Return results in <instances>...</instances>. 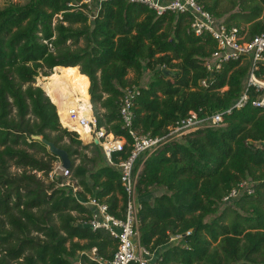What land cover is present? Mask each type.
Segmentation results:
<instances>
[{"label":"trees","instance_id":"1","mask_svg":"<svg viewBox=\"0 0 264 264\" xmlns=\"http://www.w3.org/2000/svg\"><path fill=\"white\" fill-rule=\"evenodd\" d=\"M79 1L29 0L0 9V264H74L76 258L108 264L117 249L108 231L82 223L91 209L78 199L97 198L123 217L120 173L99 144L83 145L61 126L57 106L34 85L41 70L56 66H79L97 127L128 142L119 112L127 87L139 91L132 110L133 128L141 134L163 135L190 111L225 112L224 126L170 140L146 159L138 182L141 244L158 252L156 264H264V110L248 102L226 112L244 90L250 62L231 61L209 71L205 61L216 42L190 33L188 14L159 16L142 5L107 0L90 20ZM197 1L248 38L264 31V0ZM145 69L152 77L140 86ZM257 74L264 76V65ZM33 135L68 152L72 177L82 188L76 196L58 186L63 177L46 183L59 158ZM79 147H92L95 155ZM128 154L126 148L113 159ZM244 180L254 192L244 188L224 201Z\"/></svg>","mask_w":264,"mask_h":264},{"label":"built area","instance_id":"2","mask_svg":"<svg viewBox=\"0 0 264 264\" xmlns=\"http://www.w3.org/2000/svg\"><path fill=\"white\" fill-rule=\"evenodd\" d=\"M105 1L107 0H81L78 3L79 5H86L87 7L84 11L88 12L94 4L98 11ZM124 1L145 6L159 16L168 12L188 14L191 19L189 32L195 36L208 34L216 42V51L205 61L206 68L213 73L219 71L227 62L249 61L250 71L246 78L244 90L226 112L229 113L232 109H242L248 102H251L253 107L264 110V76L260 77L257 74L261 66L264 65V31L252 38H248L247 32H242V28L229 25L223 20L216 18L197 0ZM44 42L53 49L51 43ZM201 84L206 85V81L202 80ZM251 91L254 92L253 98H251ZM138 92V88L135 86L127 87L121 98L119 109L123 127L128 129L131 137L129 142L125 137L116 136L114 133L108 132L104 127H97L92 103L89 107L91 110L90 114H87V108L82 105L70 108L68 112L69 120L78 121L83 129L87 130L90 140H84L82 134L78 132V138L81 142L87 144L95 141L99 142L98 144L101 146L108 164L119 171L120 182L126 194L123 217L114 215L109 210L108 204L97 198L88 196L86 201L78 199L82 205L91 209L89 218L82 221V223L89 226L93 231L99 229L108 231L117 241L116 252L109 264H156L159 257L157 251H151L141 244L140 212L143 209V203L138 192V182L146 159L170 140L199 128L225 125V112L202 114L201 110L190 111L187 116L168 126L166 133L163 135L141 134L133 128L134 114L132 106ZM126 148H129V154L126 158L120 157L117 161L113 159L114 153L125 152ZM59 177H72L70 168H64L61 162L49 172L50 180L53 181ZM247 183L245 180L242 181L237 188L232 189L224 197V201L240 196L244 188L247 189L248 193H253L254 189L248 187ZM58 186L69 187L75 196L82 190L74 180H68L67 182L61 180ZM179 238H181L180 235L173 236L170 241ZM96 251L97 248H92L91 253L93 256Z\"/></svg>","mask_w":264,"mask_h":264},{"label":"bare ground","instance_id":"3","mask_svg":"<svg viewBox=\"0 0 264 264\" xmlns=\"http://www.w3.org/2000/svg\"><path fill=\"white\" fill-rule=\"evenodd\" d=\"M55 71L49 75L43 85L46 94L52 99L53 103L58 106V112L61 122L65 126L77 129L82 134L84 140H90L87 130L79 124L78 121L69 120L68 112L70 108L82 105L87 108L90 114L91 100L87 96L86 86L83 81L79 66H56Z\"/></svg>","mask_w":264,"mask_h":264},{"label":"rangeland","instance_id":"4","mask_svg":"<svg viewBox=\"0 0 264 264\" xmlns=\"http://www.w3.org/2000/svg\"><path fill=\"white\" fill-rule=\"evenodd\" d=\"M29 0H0V9L1 8H3V7H5V6H7L10 2H15V3H20V4H25V3H27ZM87 12V11H86ZM87 15H88V17H89V19L90 20H93L94 18H95V16L97 15V7L95 6V4L91 7V9H89L88 10V12H87ZM55 21H57L56 19H55ZM81 44H82V41H81ZM80 69V68H79ZM55 71V68H53V69H51V70H48V69H43V70H41L40 71V73H39V75L36 77V79H35V82H34V85H37V86H40V87H42L43 88V90H45V88H44V83L47 81V80H45V78H47L51 73H53ZM81 71V70H80ZM48 74V75H45V74ZM152 71H150V70H148V69H145V71H144V73H143V75H142V77H141V79H140V81H139V85L140 86H146L149 82H150V80H151V77H152ZM128 77L129 78H133L134 77V73L131 71L129 74H128ZM83 78V77H82ZM83 81H84V78H83ZM84 83H85V81H84ZM85 86H86V84H85ZM90 89H91V85H90V88H89V92H90ZM46 91V90H45ZM86 93V92H85ZM87 94V93H86ZM90 96H91V94H90ZM50 98V97H49ZM52 101V100H51ZM92 103V102H91ZM92 105H94V104H92ZM57 106V105H56ZM57 110H58V106H57ZM58 114H59V112H58ZM59 117H60V115H59ZM61 122V121H60ZM61 126L63 127V128H67V130H69V131H71V132H75L78 136H79V134H78V132L76 131L77 129H74V128H70L69 126H65L62 122H61ZM70 141V139H69V137L68 136H65L64 137V139H63V142H69ZM82 144L83 145H89V144H87V143H84V142H82ZM79 150H82V151H84L85 153H87V155H88V157H92V156H94L95 155V153L92 151L93 149H92V147H90L88 150H83L82 149V147H79L78 148ZM47 151L49 152V149H48V147H47ZM33 152V151H32ZM36 156L37 157H43L44 158V154L42 153V152H37L36 153ZM75 159H74V161H75V164L77 165V164H79V162H80V159H79V156H75L74 157ZM104 163H106V161L104 160L103 161ZM58 163H60V160H58V161H54L53 163H52V168H54V166L55 165H57ZM12 172H18V171H20V169H18V168H16L15 166H11V169H10ZM37 174H38V176L39 177H42V178H44L45 179V177H43L42 176V172H37ZM71 178V179H70ZM63 181H65V182H67L68 180H74L72 177H64L63 179H62ZM48 181H50V178H48L47 180H46V183H49ZM76 180H74V182H75ZM162 191H160V190H155V195L156 194H160ZM222 209H220L219 211H221ZM211 219V218H210ZM79 260H78V258H76V259H74L73 260V262L75 263V264H78L79 262H78Z\"/></svg>","mask_w":264,"mask_h":264},{"label":"water","instance_id":"5","mask_svg":"<svg viewBox=\"0 0 264 264\" xmlns=\"http://www.w3.org/2000/svg\"><path fill=\"white\" fill-rule=\"evenodd\" d=\"M32 138L35 141H38V142L44 144L45 146H47L49 149V152L59 158V160H60V162L64 168H71L72 161H71V158H70L68 152L65 149L56 145L54 142L47 140L46 138H44L41 135H33ZM95 143L98 144L99 142L95 141Z\"/></svg>","mask_w":264,"mask_h":264},{"label":"crops","instance_id":"6","mask_svg":"<svg viewBox=\"0 0 264 264\" xmlns=\"http://www.w3.org/2000/svg\"><path fill=\"white\" fill-rule=\"evenodd\" d=\"M90 254L92 255L91 251H90ZM78 260H79V261H78V262H79L78 264H82V263H81V260H80L79 258H78ZM74 264H75V263H74Z\"/></svg>","mask_w":264,"mask_h":264}]
</instances>
